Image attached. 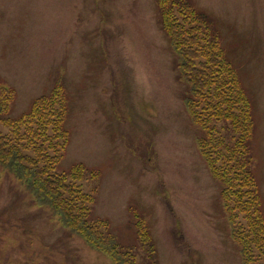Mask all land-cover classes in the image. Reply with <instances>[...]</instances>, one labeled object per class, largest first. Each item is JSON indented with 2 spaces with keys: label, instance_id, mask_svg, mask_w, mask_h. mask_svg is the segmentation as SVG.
Instances as JSON below:
<instances>
[{
  "label": "rangeland",
  "instance_id": "1",
  "mask_svg": "<svg viewBox=\"0 0 264 264\" xmlns=\"http://www.w3.org/2000/svg\"><path fill=\"white\" fill-rule=\"evenodd\" d=\"M192 2L213 19L249 95L264 214V0ZM175 60L154 0H0V82L15 91L10 116L63 83L70 141L57 169L81 162L100 171L94 214L131 244L128 209L136 206L160 264H240ZM30 199L0 169V264H112Z\"/></svg>",
  "mask_w": 264,
  "mask_h": 264
},
{
  "label": "trees",
  "instance_id": "2",
  "mask_svg": "<svg viewBox=\"0 0 264 264\" xmlns=\"http://www.w3.org/2000/svg\"><path fill=\"white\" fill-rule=\"evenodd\" d=\"M154 3L160 28L176 55L185 110L199 129L197 150L218 186L240 264H264V214L253 171L255 119L249 95L208 13L192 0ZM14 100V89L0 82V169L65 230L112 264H160L150 227L136 206L128 209L136 237L131 244L121 243L109 220L94 214L101 182L97 168L79 162L57 169L70 141L63 83L56 81L17 117L10 116Z\"/></svg>",
  "mask_w": 264,
  "mask_h": 264
}]
</instances>
